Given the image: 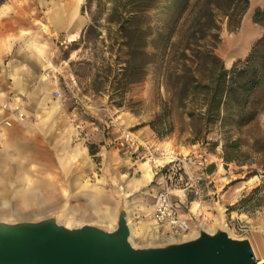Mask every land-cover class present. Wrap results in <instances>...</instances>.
<instances>
[{"label": "rangeland", "instance_id": "374dc122", "mask_svg": "<svg viewBox=\"0 0 264 264\" xmlns=\"http://www.w3.org/2000/svg\"><path fill=\"white\" fill-rule=\"evenodd\" d=\"M169 1L120 0L115 8L113 0H44L46 5L6 0L0 6V25H38L41 49L51 50L47 41L54 40L51 65L61 92L41 99L32 123L0 134V218L32 220L58 213L63 219L66 212L74 222L103 226L98 216L116 221L125 203L134 242L163 244L185 238L161 235L154 221L156 195L170 188L174 199H187L181 213L192 224L190 236L197 223L212 231L222 216L230 234L249 238L257 260H264V156L254 145L264 141V85L251 95L258 111L248 124L207 129L202 119L192 120L187 112L193 105L174 99L176 81L167 79V68L170 45L182 25H191L198 0H189L182 13ZM64 5L68 20H48V12ZM258 9H264V0H249L238 28L212 12L222 25L216 52L228 69L264 36V18L255 19ZM166 25L177 26L164 53ZM135 26L140 33L133 39ZM134 42L139 48L130 58ZM159 115L173 128L162 136L151 125ZM195 129L201 130L196 138ZM132 134L166 155V161L189 155L205 164L177 171L167 166L155 176L152 163L119 149L118 141ZM84 153L87 159L81 158ZM225 153L235 161L226 162ZM4 185L10 187L7 197ZM258 186L262 190L255 192ZM98 191L105 198L95 201ZM31 194L32 201L22 198ZM195 205L197 211L191 212Z\"/></svg>", "mask_w": 264, "mask_h": 264}, {"label": "trees", "instance_id": "16d2710c", "mask_svg": "<svg viewBox=\"0 0 264 264\" xmlns=\"http://www.w3.org/2000/svg\"><path fill=\"white\" fill-rule=\"evenodd\" d=\"M6 0H0V6ZM144 3L146 0H138ZM170 6L179 13L189 6V0H170ZM249 0H198L191 25H182L177 38L169 48V65L167 79L175 80L174 99L180 105L192 104L187 112L193 120L204 121L207 129L220 124L223 127L241 126L251 122L258 111L251 95L264 85V36L252 47L244 60L235 63L228 69L224 60L217 54L216 48L221 42V26L217 23L213 11L227 20L228 27L238 28ZM113 6H120V0H113ZM264 18V9L255 12V19ZM177 25H166L168 33L161 36L162 52L165 53L173 30ZM90 27L85 30L88 31ZM122 32V29H121ZM131 37L140 33L135 26ZM85 32L81 38H84ZM130 58L138 51L136 42L130 46ZM256 100V97H255ZM168 107L165 108L167 110ZM161 115L151 123L153 129L164 135L173 130L171 124L163 125ZM167 124V125H166ZM195 138L201 130H194ZM237 145V140L234 142ZM255 151L264 156V141L255 142ZM227 146H225V149ZM226 152V151H225ZM226 162L235 158L224 155ZM264 166V164H263ZM250 174H257L256 169H249ZM263 186L254 189L262 190Z\"/></svg>", "mask_w": 264, "mask_h": 264}, {"label": "water", "instance_id": "95a60500", "mask_svg": "<svg viewBox=\"0 0 264 264\" xmlns=\"http://www.w3.org/2000/svg\"><path fill=\"white\" fill-rule=\"evenodd\" d=\"M127 205L116 227L84 223L68 227L58 213L32 220L0 218V264H256L249 238L231 236L223 227L163 244L135 246Z\"/></svg>", "mask_w": 264, "mask_h": 264}, {"label": "crops", "instance_id": "0c3cea01", "mask_svg": "<svg viewBox=\"0 0 264 264\" xmlns=\"http://www.w3.org/2000/svg\"><path fill=\"white\" fill-rule=\"evenodd\" d=\"M39 3L46 5L44 0H39ZM47 8L50 9L48 6ZM41 44L45 45L40 43L38 25H0V134L11 128L2 124V121L9 115V111L2 108L4 103L11 105L17 100L23 101L26 117L23 121L15 120L12 126V129L19 130L22 126L32 123L40 108L41 99L48 94L54 96L53 93L58 91L54 80L56 73L51 65L54 40L52 43L47 41V45L52 47L51 50L41 49ZM81 158L87 159V154L84 153ZM9 194L10 187L4 185L2 187L3 197ZM22 198L32 201L35 195H25ZM104 198L101 191L93 195L95 201ZM175 200H178L181 205H186V198L181 197ZM197 209L198 205H195L190 211L196 212ZM98 217L100 220L111 218L107 214H101ZM132 227L133 235H135L133 223ZM196 232L186 238L194 236Z\"/></svg>", "mask_w": 264, "mask_h": 264}, {"label": "built area", "instance_id": "2783aa9c", "mask_svg": "<svg viewBox=\"0 0 264 264\" xmlns=\"http://www.w3.org/2000/svg\"><path fill=\"white\" fill-rule=\"evenodd\" d=\"M56 96L60 97L61 92L56 91ZM2 108L9 111V115L2 121L6 127H11L15 120L23 121L26 117V111L23 101H15L11 105L4 103ZM118 147L126 154L144 159L152 163L155 169L153 174L159 175L167 168L170 170H180L185 165L197 163L200 166L205 164V160H194L189 155L175 156L166 161V155L159 153L156 149L145 144L137 135H128L118 141ZM169 156V154H167ZM182 179V176L180 177ZM181 203L177 202L172 197L170 188L156 195L154 202V221L161 228L160 234L170 238H180L189 235L193 229L188 218H185L181 213Z\"/></svg>", "mask_w": 264, "mask_h": 264}, {"label": "bare ground", "instance_id": "6f19581e", "mask_svg": "<svg viewBox=\"0 0 264 264\" xmlns=\"http://www.w3.org/2000/svg\"><path fill=\"white\" fill-rule=\"evenodd\" d=\"M59 12H56V11H53L52 10V12L50 11V13L48 12V20H50V21H52V22H54V23H58V22H65L66 20H68L70 17H69V9H68V6L67 5H64V6H62V8L60 9V10H58ZM171 158H174V156L173 155H171L170 157H169V159H171ZM144 164H147L148 166H150L149 164H148V162L146 161V162H143ZM64 217H63V220H62V223H64L66 226H68V227H74V226H77V225H82V224H84V223H77V222H74V221H72L71 220V218L69 217V216H67V213L66 212H63V214H62ZM128 221H129V225H130V229H131V236H130V240H131V242L135 245V246H137V244L134 242V240H133V237H134V235H133V230H132V222H131V218H130V216H128ZM100 222H102V223H104V225H103V227L105 228V229H107V230H112V229H114L115 227H116V221L114 220V218H109V219H104V220H100ZM220 223V221H217V223H216V225H215V227H214V229L212 230V231H214L216 228H217V226H218V224ZM227 231H228V233L230 234V232H229V230L226 228V224H224V226H223ZM196 228H197V232H196V234L194 235V236H196V235H198L199 234V231L201 230V229H205V230H207L202 224H200V223H197V226H196ZM207 231H209V230H207ZM212 231H210V232H212ZM231 235V234H230ZM188 236V235H187ZM187 236H185V238L184 239H189V238H192V237H194V236H192V237H189V238H186ZM232 236V235H231ZM264 262V260H257V264H262Z\"/></svg>", "mask_w": 264, "mask_h": 264}]
</instances>
